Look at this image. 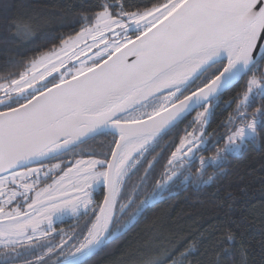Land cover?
<instances>
[{"label": "snow or ice", "instance_id": "1", "mask_svg": "<svg viewBox=\"0 0 264 264\" xmlns=\"http://www.w3.org/2000/svg\"><path fill=\"white\" fill-rule=\"evenodd\" d=\"M61 12L60 22L79 31L46 37L59 43L0 67V264H87L166 193L216 183L231 156L264 144V0H79ZM8 27L32 35L15 18ZM241 82L223 101L235 105L224 135L213 139L211 118ZM193 112L157 173V149ZM105 134L113 140L102 157L83 159L84 146ZM209 142L215 151L206 156ZM44 167L52 182L37 190ZM234 199L227 194L229 210ZM64 217H86V234L61 230L55 243ZM230 224L239 226L228 217L201 233L214 237L203 252L202 239L161 244L154 236L116 264H257Z\"/></svg>", "mask_w": 264, "mask_h": 264}, {"label": "trees", "instance_id": "2", "mask_svg": "<svg viewBox=\"0 0 264 264\" xmlns=\"http://www.w3.org/2000/svg\"><path fill=\"white\" fill-rule=\"evenodd\" d=\"M4 2L5 0H0V4ZM7 2L11 4L10 10L5 12L0 9V67L3 66L5 59L13 57L17 64L22 65L24 61L40 51L50 49L53 43H59L58 40L46 37L74 34L75 31H79L78 26L73 28L62 24L58 18L62 15L61 10L69 3L79 6V0H7ZM138 2L147 3L148 0H138ZM13 18L21 23L31 24L32 35L27 38L14 36L8 27ZM242 84L243 82L231 93L225 94L220 107L211 118L208 132L213 133V139L224 135L225 128L222 121L227 120L228 114L235 107L233 104L232 108H225L223 101L234 96ZM254 107L250 111L254 110ZM194 116L195 114L188 116L173 136L166 137L161 147L157 149V152H162V157L156 165L157 173L170 152L174 150L175 144L179 143V137L183 135L185 125ZM112 140V135H101L90 140L88 145L84 146L82 158H101ZM222 144L223 140H221ZM205 147L211 148L210 152L204 153L206 156L215 151L210 142ZM90 152H95L96 155L91 156ZM65 159H71V157H65ZM38 166L41 165L38 164ZM225 170L227 175L211 185L186 184L175 188L171 195L166 193V199L157 201L146 209L121 239L110 244L99 255L92 257L87 264H116L130 251H135L137 248L146 250V247H151L154 236L161 244L178 242L186 244L192 240H201V233L207 236V233L211 231V225L227 220L228 217L237 221L239 226L236 224L229 226L238 234H242L240 239L248 247L250 259L255 258L259 264L260 249L264 244V218L259 214V208L261 204H264V144L249 145L242 154L231 156L226 162ZM135 180L136 177L133 176L132 182ZM43 184L44 182L40 183L41 186ZM228 193H232L235 197L231 210L227 208ZM102 199L103 192L99 189L95 194V200L99 203ZM222 201L226 202L223 206H221ZM253 206H255L254 211ZM245 216L249 219H244ZM86 219V217H81L79 220L73 218L56 224L54 226L56 228L55 243H59L61 230L68 235H72L74 229L78 235L81 231L86 234V228H84ZM213 238L202 239L199 245L201 252L210 249ZM80 239H83L82 235ZM75 242V240H69L66 247Z\"/></svg>", "mask_w": 264, "mask_h": 264}, {"label": "rangeland", "instance_id": "3", "mask_svg": "<svg viewBox=\"0 0 264 264\" xmlns=\"http://www.w3.org/2000/svg\"><path fill=\"white\" fill-rule=\"evenodd\" d=\"M89 43H91V41H89ZM81 46H83V45H81ZM101 47H103V46L101 45ZM93 51H95V49H93ZM91 54H92L91 52L88 53V55H91ZM80 59H85V57H84V56H81ZM71 63H77V64H78L79 61H76V60L70 61V62H69V65H71ZM90 158H91V157H85V158H83V159L88 160V159H90ZM32 167H33V166H32ZM37 168H39V167H37ZM45 171H47V167L42 168V171H41V174H40V178H39V183H37V185H36V189H37V190H39L40 188H42V187L45 186V181H47V183H51V182H52L51 180H48V178L44 176L43 173H44ZM32 179H35V176H33ZM30 182H31V181H30ZM41 182H44V184H43L42 186L40 185ZM39 185H40V186H39ZM13 187H15V186H13ZM98 190H99V189H97V191H98ZM21 191H23V189H21ZM35 194H36L35 192L30 193V195H32V196H35ZM18 199H19V201H20L21 204H25L23 198H19V197H18ZM25 206H26V204H25ZM68 219H73V218H72V217H64L62 220H57V221L55 222L54 226H55L56 224H58V223H61V222L65 221V220H68Z\"/></svg>", "mask_w": 264, "mask_h": 264}, {"label": "flooded vegetation", "instance_id": "4", "mask_svg": "<svg viewBox=\"0 0 264 264\" xmlns=\"http://www.w3.org/2000/svg\"><path fill=\"white\" fill-rule=\"evenodd\" d=\"M195 114V113H194ZM193 114V115H194ZM65 159V158H64ZM68 160H70V159H65V162H67ZM53 163H59V161L58 160H53L52 161ZM33 167H41V166H38V165H35V166H33ZM62 167H63V165H62ZM48 178V177H47ZM51 180V179H50ZM40 186V185H39Z\"/></svg>", "mask_w": 264, "mask_h": 264}, {"label": "water", "instance_id": "5", "mask_svg": "<svg viewBox=\"0 0 264 264\" xmlns=\"http://www.w3.org/2000/svg\"><path fill=\"white\" fill-rule=\"evenodd\" d=\"M195 112L191 113L189 116L193 115ZM106 135V134H105ZM101 136V135H99ZM39 163H34L32 166L38 165Z\"/></svg>", "mask_w": 264, "mask_h": 264}]
</instances>
